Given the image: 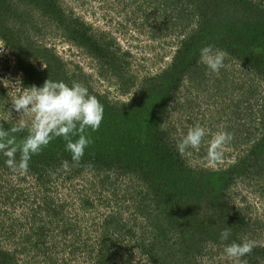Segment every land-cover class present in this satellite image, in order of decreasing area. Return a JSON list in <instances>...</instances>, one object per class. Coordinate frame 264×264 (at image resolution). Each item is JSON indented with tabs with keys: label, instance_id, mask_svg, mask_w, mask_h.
<instances>
[{
	"label": "rangeland",
	"instance_id": "obj_1",
	"mask_svg": "<svg viewBox=\"0 0 264 264\" xmlns=\"http://www.w3.org/2000/svg\"><path fill=\"white\" fill-rule=\"evenodd\" d=\"M52 1L58 17L26 0H0V127L30 122L12 99L48 79L81 84L111 116L132 107L151 78L161 82L176 59L180 68L159 85V98L143 101L152 113L138 126L119 129L125 118L118 126L103 118L86 131L92 143L79 163L62 137L26 171L0 155V264H237L224 247L245 240L255 247L242 259L264 264V33L248 26L255 11L214 42L198 32L202 14L213 16L219 4L240 14L232 0ZM244 1L264 10V0ZM91 34L106 65L82 46ZM190 36L198 51L225 52L218 73L199 63V52L178 57ZM196 125L208 135L182 157L176 144ZM154 129L171 142L172 171L151 157ZM219 131L233 139L211 165L207 144ZM27 133H15L17 142Z\"/></svg>",
	"mask_w": 264,
	"mask_h": 264
},
{
	"label": "clouds",
	"instance_id": "obj_2",
	"mask_svg": "<svg viewBox=\"0 0 264 264\" xmlns=\"http://www.w3.org/2000/svg\"><path fill=\"white\" fill-rule=\"evenodd\" d=\"M225 52L206 45L199 50V63L213 74L224 67ZM132 98V97H131ZM130 101V100H129ZM12 107L21 113L30 114L31 121H20L11 129L0 127V155L6 157L9 168L26 171L31 157L38 154L53 139L62 137L65 150L71 154V160L79 163L85 149L92 143L85 135L86 131H97L104 118V107L98 99L89 94L86 87L73 82L71 86L64 82L46 80L41 87H30L12 99ZM27 129L28 135L17 142L15 133ZM208 135L203 126L190 128L176 144V151L185 156L190 150H197ZM73 137H78L73 139ZM233 135L226 131L217 132L207 144L206 158L211 165L221 160L224 147L231 142ZM20 153V161L16 154ZM67 168V162H65ZM231 228L226 227L220 233L222 242L228 241ZM255 247L252 241L232 242L224 247V255L237 264H246L242 258L250 254Z\"/></svg>",
	"mask_w": 264,
	"mask_h": 264
},
{
	"label": "trees",
	"instance_id": "obj_3",
	"mask_svg": "<svg viewBox=\"0 0 264 264\" xmlns=\"http://www.w3.org/2000/svg\"><path fill=\"white\" fill-rule=\"evenodd\" d=\"M27 3H29L31 6H35L37 9L39 10H43L45 13H47V15H55L56 17H58V15H60V11H58V8L56 6V1H52V0H26ZM215 2V0H212ZM211 1V3H212ZM239 1L241 3H235V0L231 1V5L234 6V8H241L240 9V14L236 13L234 14V12L231 13V15L228 14L227 10H224V4H219V6H217L219 8L215 9L217 12H215V10L213 11V16L211 11L209 12H204V15L202 14V20H200L201 23V28L198 29L199 31H204V30H208V34L210 35V37L215 41H217L218 37H222L223 39L225 38L226 35H230L233 33L232 31H235V29H237V27L243 25H248V18L246 15V12H250V11H255V19H257L259 17L260 22H256L254 19V16H249L251 21H254L253 23H250V27H257L259 26L262 27V31L264 33V10H262L261 8H258L259 6L257 5H252L249 2H246L244 0H236ZM52 10V12H51ZM242 13V14H241ZM197 32V33H198ZM96 37H94L92 34L89 36V38H87L86 43L82 44V46L86 49V52H88L91 55H94L98 61L100 62H104L103 65H106L107 61H109L108 59L105 61V59L107 57L102 56L103 52L100 49V46L98 45L97 41L94 40ZM195 38L193 36H190L186 41H184V47L181 48L180 50V57H183L186 54L189 55H196L198 51L197 47H193L191 45L192 41ZM94 40V42H92ZM102 52V55H101ZM192 57H190L191 59ZM182 60H180V63H182ZM179 62L174 61L172 68L167 71L164 72V75L162 76L164 79H162V81L160 82L158 77H154L151 78L150 81L148 82L147 86H141L140 91L138 92V99H135L134 102H136L135 104L129 105L127 106L126 110L124 109L123 111H121L120 109L117 111L119 113L117 114H109V110H106L107 107L109 106L106 103H100L103 105L104 107V118H106L108 120V123L112 126H118V122L120 121L121 117L126 119V122L123 124H120L118 126L119 129L125 128V127H129L131 125V123L133 122L135 126H138L137 123V118L140 117V119L142 117H149L150 114L148 113H152V110L148 107H146L143 103L144 100L147 99V102L149 103V101L152 100H156L157 98H153L154 94L157 93V97L159 98L161 95V90L159 87L160 84L164 83V81H166L167 79L170 80H174V69L176 68H180V66L178 65ZM102 65V66H103ZM178 65V66H177ZM174 77V78H173ZM69 85V84H68ZM70 86V85H69ZM131 107V108H130ZM112 112V110H111ZM123 126V127H122ZM157 129V128H156ZM10 130V129H9ZM154 131V135L151 137L150 140V144H148V146L150 147V149H152V153H151V157L156 159L158 163L161 164V167H163L165 169V171H172V166L171 164L173 163L172 160V156H173V150L170 147V150H167L166 145H171V142L167 141V137H166V132L164 131H160L162 134H160V132L157 130V133ZM28 134V133H27ZM20 137V136H18ZM74 138V137H73ZM49 144H53V146L55 145L53 142L49 143ZM60 146H62L63 144H60ZM172 150V151H171ZM49 150L48 148H43L39 153H41L39 157V160H44V154L48 153ZM44 153V154H43ZM100 160V159H99ZM161 168V169H163ZM179 173H183L182 171H179ZM148 191H150V189H148ZM198 191V190H197ZM199 192V191H198ZM196 193L197 197L199 195V193ZM149 194V193H148ZM147 195V194H146ZM146 195L144 197V199L146 198ZM151 209V205L149 207Z\"/></svg>",
	"mask_w": 264,
	"mask_h": 264
}]
</instances>
